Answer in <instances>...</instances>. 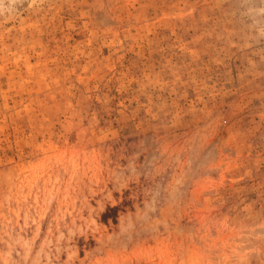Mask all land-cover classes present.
<instances>
[{
	"label": "rangeland",
	"instance_id": "374dc122",
	"mask_svg": "<svg viewBox=\"0 0 264 264\" xmlns=\"http://www.w3.org/2000/svg\"><path fill=\"white\" fill-rule=\"evenodd\" d=\"M0 264H264V0H0Z\"/></svg>",
	"mask_w": 264,
	"mask_h": 264
},
{
	"label": "trees",
	"instance_id": "16d2710c",
	"mask_svg": "<svg viewBox=\"0 0 264 264\" xmlns=\"http://www.w3.org/2000/svg\"><path fill=\"white\" fill-rule=\"evenodd\" d=\"M112 211L114 212V209H109L108 212H112ZM108 215H109L108 213L104 214L103 216L104 220L108 217Z\"/></svg>",
	"mask_w": 264,
	"mask_h": 264
}]
</instances>
